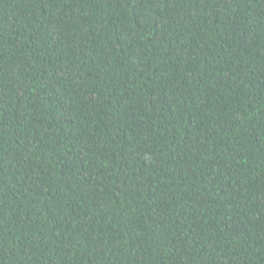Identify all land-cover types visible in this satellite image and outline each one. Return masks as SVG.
<instances>
[{
    "label": "trees",
    "instance_id": "16d2710c",
    "mask_svg": "<svg viewBox=\"0 0 264 264\" xmlns=\"http://www.w3.org/2000/svg\"><path fill=\"white\" fill-rule=\"evenodd\" d=\"M0 264H264V0H0Z\"/></svg>",
    "mask_w": 264,
    "mask_h": 264
}]
</instances>
